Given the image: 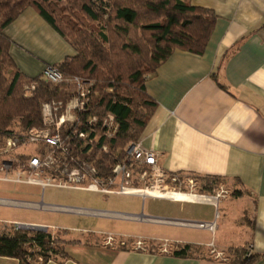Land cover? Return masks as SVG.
Returning a JSON list of instances; mask_svg holds the SVG:
<instances>
[{
	"label": "crops",
	"instance_id": "obj_1",
	"mask_svg": "<svg viewBox=\"0 0 264 264\" xmlns=\"http://www.w3.org/2000/svg\"><path fill=\"white\" fill-rule=\"evenodd\" d=\"M191 4L212 11L216 23L203 53L177 49L146 81L147 93L158 107L140 142L144 150L158 155V170L165 179L155 184L157 178L150 171L149 181H137L149 188L146 194L124 195L147 201L142 211L115 214L53 204L45 200V193L38 203L11 200L3 195L9 192L7 184L17 183L0 181V209L56 213L64 230L80 232L77 236L58 232L54 225L42 223L41 216L38 222L25 223L0 213V228L32 225L61 240L66 255L48 264H244L241 252L255 257L251 264H264V0H191ZM4 34L11 41L14 63L28 77L42 76L48 66L77 55L73 45L32 7ZM174 176L198 183L223 180L230 196L216 201L208 193L179 191L169 182ZM233 192L242 195L234 197ZM243 201L245 209L235 206ZM221 204L226 216H236L234 228L214 221ZM64 214L138 221L168 231L135 238L148 241L147 251L121 248V243L135 241L131 233L122 232L125 228L114 234L72 227L67 224L71 221L60 218ZM197 223L213 224L214 229L198 228ZM108 235L114 236L118 248L101 242ZM149 241L160 244L158 250L168 242L172 251L190 245L193 252L187 256L161 254L151 250ZM0 264L20 261L0 256Z\"/></svg>",
	"mask_w": 264,
	"mask_h": 264
},
{
	"label": "trees",
	"instance_id": "obj_2",
	"mask_svg": "<svg viewBox=\"0 0 264 264\" xmlns=\"http://www.w3.org/2000/svg\"><path fill=\"white\" fill-rule=\"evenodd\" d=\"M29 7L76 49V57L54 65L66 80L97 83L92 88L95 92L114 89L111 94L102 92L101 97L90 90L89 110L79 117L82 125H77L78 130L88 133L93 145L85 146L83 140L73 137L77 126L63 131L68 142L79 148L71 149L73 155H83L97 167L100 177H109L125 157L126 146L141 139L157 110L146 81L177 49L203 53L216 17L210 10L193 6L191 0H0V134L5 136L13 134L12 126L22 132L42 127V104H67L74 96L70 83L56 85L43 75L28 77L14 63L11 41L4 31ZM26 85L30 86L24 91ZM108 115L117 126L113 138L103 129ZM95 116L98 123L90 131L85 122ZM220 181L206 180L200 185L201 193L212 192ZM169 182L174 187L172 178ZM241 195L233 192L234 197ZM61 243L49 232L0 228V256L18 259L20 264H48L56 256L66 255ZM191 252L193 247L186 245L172 254L187 256ZM239 254L244 264L255 259L252 254Z\"/></svg>",
	"mask_w": 264,
	"mask_h": 264
},
{
	"label": "built area",
	"instance_id": "obj_3",
	"mask_svg": "<svg viewBox=\"0 0 264 264\" xmlns=\"http://www.w3.org/2000/svg\"><path fill=\"white\" fill-rule=\"evenodd\" d=\"M43 77L56 85L64 82L76 84L79 88L78 94L74 95L67 104L55 101L42 104V127H33L27 132L5 136L3 145L0 146V181L42 187L82 189L104 194L134 195L143 194L144 190L132 188L133 182H145L150 171L153 172V178H157L155 184L165 179L158 170V155L152 151L144 150L140 140L130 146L127 152L128 160L119 162L113 169V175L105 179L99 176L94 164L73 155L71 149L79 148L68 142L63 131L68 127L82 125L79 117L89 110L91 94L90 89H87L89 82L81 78L66 80L55 66H48L43 72ZM113 121L114 117L108 115V119L103 122V129H107V136H110V123ZM97 123L98 120L93 117L85 122V127L93 131ZM113 128L115 131L117 130V126H113ZM72 134L75 139L83 140L85 146L94 144V139L90 138L88 133L79 131L78 126ZM30 146L36 147L38 151L29 156L27 148ZM20 149L24 151L18 153ZM172 183L179 191L187 186L185 181L175 176L172 178ZM190 187L192 188V184ZM219 197H221L220 194L217 199ZM15 226L17 229H21L24 224ZM196 226L201 229H214V225L208 223H197ZM114 241L113 235L107 236V243L111 248L114 246ZM121 246H126V244L121 243ZM133 249L147 251L148 247L145 241L138 240ZM30 252H34V250H30ZM158 252L161 254L173 253L168 242H164ZM217 256L221 257L222 254L219 253ZM250 256L249 253L246 257ZM40 260L42 259L40 258Z\"/></svg>",
	"mask_w": 264,
	"mask_h": 264
},
{
	"label": "rangeland",
	"instance_id": "obj_4",
	"mask_svg": "<svg viewBox=\"0 0 264 264\" xmlns=\"http://www.w3.org/2000/svg\"><path fill=\"white\" fill-rule=\"evenodd\" d=\"M97 84V83H96ZM94 82H89V86L87 87V89H90L91 92L93 91L92 88L94 87V85H96ZM70 87V92L72 93V95H77L78 94V86L76 84H71ZM30 85H26L24 87V91L28 90V87ZM103 93H114V89L110 88V87H105L101 90H98L97 92L93 91V93L95 94V96H102L101 94ZM59 102H63V101H59ZM67 102V101H64ZM65 104V103H64ZM96 117V116H95ZM96 119L98 120V117H96ZM108 119V117L106 116L104 118V121H106ZM113 126L115 127L116 124L115 122H111L110 123V132L109 135L111 136V138H113L116 134L115 132V128H113ZM9 130H13V133H22V131H20L18 129L17 126H12L9 128ZM5 138V135L2 133L0 134V146L3 145V140ZM133 144V142L129 143L126 148H125V152L126 155L123 158L122 161H126L128 160V155L127 152L130 148V146ZM24 150L20 149L18 151V153H22ZM37 148L34 146H30L27 148V152H29V156L36 154L37 153ZM78 157L80 159H84L83 155H78ZM121 161V162H122ZM113 174L111 173V175L109 177H111ZM136 176L138 177V174H136ZM151 176L149 175L147 177V179H149ZM107 177H102V179H105ZM104 182L106 180H103ZM149 181V180H147ZM186 183V188L184 186V189L182 191L186 192H196V193H201L200 191V185L201 184H206V181H202L201 183H198L195 179L190 178L188 180H184ZM189 181H191L190 183L192 184V188L190 187L191 184L189 183ZM150 183V182H148ZM1 185V184H0ZM8 188H9V192L6 195H3L4 197H6L7 199H11V200H18V201H25V202H40L41 201V196L42 194L45 193V200L49 201L53 204H59V205H65V206H71V207H76V208H82V209H87V210H98V211H104L107 213H118V214H134V211H142V208L145 207V204L147 203V201H145V203H143V199L140 197H134V196H124V195H120V194H104L101 192H96V191H88V190H82V189H72V188H59V187H55V186H50V187H36L34 185H24V184H7ZM132 188H136V189H146L147 186L145 184H141L139 186V184H137V181H134L132 184ZM149 189V188H148ZM223 192H225L226 194H222ZM209 195H211L213 198H215L216 201H218V194L221 195V197H219L220 199H223L227 196H230V192H229V188L227 187V184L224 183V181H220L219 184L215 185L212 189V192L208 193ZM1 195V194H0ZM222 202H224L223 200H221ZM237 205H235L237 208L240 209H245V204L244 201L243 202H239L236 203ZM5 213V214H9L10 216H12L14 219H17L20 222H25V223H30V222H38L40 221V216H41V222L44 224H49V225H54L53 227L56 228L57 227V231L61 232V233H65L66 231L70 232V235H79L80 232H71V230H64L67 228L62 227V224L60 223V221H56L57 217L59 215H57L56 213H48L47 215H39L38 211L32 210V209H24V208H9V209H0V213ZM43 217H45V219H42ZM65 220H69L72 223H67L69 226L72 227H80V228H84V227H88L91 230H95V231H102V232H112V233H119L121 229L118 228H125V230H121L124 233H131L133 235V238H138V236H141L143 233V235H147L146 233H148L150 236H152L151 234L155 233H164L166 234V232L168 231L167 229H163L162 226H157V225H152V224H142L141 222L138 221H130V220H118V219H111V218H103V219H99L97 217H90L88 218V216H83V215H63L62 217ZM244 218V217H242ZM214 221L216 222L217 225H220L221 227L225 226L226 224H228L229 228H234L236 226V224L238 223V221H235L236 216L235 215H225L223 213V205L221 204V206L216 209V212L214 214ZM99 220V221H97ZM75 221V223L73 222ZM243 221H246V219H243ZM96 223H103L106 224L107 226H96L94 227L93 225H95ZM66 225V224H65ZM25 226V227H24ZM23 227H21V230H25V231H43L45 232L46 229L45 228H41V227H33L30 228L28 227V225H24ZM14 225H8L5 227H2L1 229L3 230H13ZM50 231H53L52 229ZM232 231L228 230V233L230 234ZM170 234V233H169ZM97 236V235H96ZM150 236H143V237H150ZM54 237L56 238L57 236L54 235ZM219 237V235H218ZM241 238V237H240ZM91 241L95 242L97 241L96 238H91ZM138 240H143V239H136L135 241H129L127 243L126 246H121V248H133L134 246V242L136 243ZM107 242L104 239H101V242ZM144 241V240H143ZM148 242V241H145ZM151 241H149L150 243ZM160 244L155 245L153 242H151V250L152 248L157 249L158 250V246ZM57 246H60V244L58 243ZM106 246L111 248L108 243H106ZM118 244L114 243V248H118ZM112 247V248H113ZM36 250V249H35ZM35 252V251H34ZM39 261H41L40 259H38Z\"/></svg>",
	"mask_w": 264,
	"mask_h": 264
},
{
	"label": "bare ground",
	"instance_id": "obj_5",
	"mask_svg": "<svg viewBox=\"0 0 264 264\" xmlns=\"http://www.w3.org/2000/svg\"><path fill=\"white\" fill-rule=\"evenodd\" d=\"M147 191H148V189H145L144 191H143V194H146L147 193ZM173 194H175V193H172V194H170V195H167V196H171V195H173ZM177 194H179V196L180 197H183V198H187L188 196L187 195H184V194H180V193H177ZM215 199V198H214ZM213 199V200H214Z\"/></svg>",
	"mask_w": 264,
	"mask_h": 264
},
{
	"label": "water",
	"instance_id": "obj_6",
	"mask_svg": "<svg viewBox=\"0 0 264 264\" xmlns=\"http://www.w3.org/2000/svg\"><path fill=\"white\" fill-rule=\"evenodd\" d=\"M28 227L33 228V227H37V226L28 225Z\"/></svg>",
	"mask_w": 264,
	"mask_h": 264
}]
</instances>
